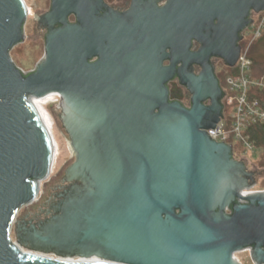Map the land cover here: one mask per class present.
Returning <instances> with one entry per match:
<instances>
[{"label": "water", "instance_id": "95a60500", "mask_svg": "<svg viewBox=\"0 0 264 264\" xmlns=\"http://www.w3.org/2000/svg\"><path fill=\"white\" fill-rule=\"evenodd\" d=\"M24 1L0 0V264H63L23 249L99 264H242L235 254L247 248L264 264V191L241 195L259 172L206 131L224 116L208 60L236 65L238 32L264 0H166L131 24L100 16L94 0H51L39 17L45 54L28 73L10 53L26 37ZM193 39L206 46L193 53ZM190 63L205 72L194 76ZM175 73L189 106L170 99ZM52 93L76 159L60 200L33 225L18 214L36 202L54 149L31 98Z\"/></svg>", "mask_w": 264, "mask_h": 264}, {"label": "rangeland", "instance_id": "374dc122", "mask_svg": "<svg viewBox=\"0 0 264 264\" xmlns=\"http://www.w3.org/2000/svg\"><path fill=\"white\" fill-rule=\"evenodd\" d=\"M28 4L32 8L33 13L31 16L26 17L25 40L16 45L10 52L16 65L21 67L27 73L35 70L44 57L45 40L37 29L35 19L41 12H46L50 6L49 0H28ZM262 35L264 36V32ZM261 37L254 41L251 48L252 56L255 58L252 73L256 77L264 76V71L262 70L264 69V38L261 40ZM231 73V69L224 71V84L226 75ZM47 99L37 101L36 103L44 116L43 118H45V123L52 131L58 152L56 162L52 167V172L49 178L42 183L36 202L24 205L19 211L18 219H25V216L28 215L29 218L26 219L32 220L33 225H38L43 219L47 218L48 215H46L45 210L47 209V211H49L52 209V206L60 200L61 197H59V194L62 190H53L52 187L59 183L60 178L63 177L66 169L72 163L73 156L69 145V138L64 128H62L58 118L59 97L52 96L50 100ZM257 148L258 149H256L254 157L251 158V163H249L248 166L251 167L252 170L259 172V175L256 177L257 183L255 189L264 190V148L261 146ZM41 203H45V206L41 207ZM12 237L16 240L14 230L12 232ZM235 255L243 264H254L249 250L239 251Z\"/></svg>", "mask_w": 264, "mask_h": 264}, {"label": "built area", "instance_id": "2783aa9c", "mask_svg": "<svg viewBox=\"0 0 264 264\" xmlns=\"http://www.w3.org/2000/svg\"><path fill=\"white\" fill-rule=\"evenodd\" d=\"M160 2L164 4L166 0H160ZM24 3L27 12L30 11L26 0ZM263 32L264 11H261L256 22L245 35L237 63L231 67L232 73L225 77L223 119L214 128L206 129L210 138L216 142L231 145L234 156L239 160L244 159L248 163H251V158L254 157L255 151L259 147L256 133L264 128V104L258 96L264 93V76L256 77L253 75V61L250 57V50L254 41L258 40ZM19 68L27 73L21 67ZM31 101H35L34 97L31 98ZM257 191L264 190H257L254 187L243 189L241 195L245 197ZM240 201L241 203L247 202L242 199ZM245 250H250V248Z\"/></svg>", "mask_w": 264, "mask_h": 264}, {"label": "flooded vegetation", "instance_id": "af4514ba", "mask_svg": "<svg viewBox=\"0 0 264 264\" xmlns=\"http://www.w3.org/2000/svg\"><path fill=\"white\" fill-rule=\"evenodd\" d=\"M94 1H95V4L98 5V10H99L100 16H105V17H109V18H113L114 16H118V17L123 18L124 20H126L130 24L133 23L135 20H138V19L147 20V18H149L148 16H150V14L157 12V6L162 5L160 0H94ZM50 8H51V0H50V6H49L48 10H50ZM44 14H45V12H41L36 17L35 20L37 23V29H38V31H40V35L43 36L45 39V36H46L47 32L49 31V26L45 25V23H41L40 19H39V17H41ZM258 14L259 13L255 12L254 10H251V14L249 17L250 24L248 26H246L243 30L238 32L239 41L237 44L239 45L240 48L242 47V45L244 43L246 33L249 31L250 27L254 24V22H256V20L258 18ZM68 20H69V22H73V23L78 22L77 16L73 15V14L69 15ZM217 23H218V21L215 20L214 24L216 25ZM54 26L57 28L60 25L55 24ZM204 32L207 35H209L212 39L215 38V30L214 29L210 28ZM263 38H264V36L262 35L261 40ZM205 46H206V44L203 41L193 39L192 45H191V51H193V53L201 51ZM208 61L213 68L214 79H216L218 86L224 92L218 98V101H220V103H223V105H224L225 90H224L223 74H224L225 70L227 71L228 69H231V67L228 66L221 57L216 56V55H212ZM164 64H169V61H165ZM181 65H182V63H179L177 65V68H180ZM205 70H206L205 66L202 64H199V63H190L188 68H187V71L192 73L194 76H200L202 73L205 72ZM167 82H168L167 86L169 88L170 99L171 100H180L186 106H189L191 104V101H192V93L186 85L181 83L178 73H175L173 78H171ZM59 101H60V103L58 106L59 107V113H58L59 117L58 118H59V121L61 123V120H60L61 107L60 106H61L62 98L60 96H59ZM211 101L212 100L209 97L205 100L204 103L207 106H211L212 105ZM224 111H225V106H224L223 113H224ZM61 125H62V123H61ZM67 136H68V134H67ZM232 156L234 159L239 160V158H236L234 156V153H232ZM75 159H76V156L73 154L72 162L75 161ZM240 161H243L246 164V167L248 170H252L251 167L248 166L249 163L246 160L240 159L239 162ZM68 185H69V183L65 182L63 180V177H61L59 180V183H57V185H54L52 187V189L53 190H63L66 186L68 187ZM42 206H45V203H41V207ZM249 252L251 255V250H249ZM252 261H253V259H252ZM253 263H254V261H253Z\"/></svg>", "mask_w": 264, "mask_h": 264}, {"label": "bare ground", "instance_id": "6f19581e", "mask_svg": "<svg viewBox=\"0 0 264 264\" xmlns=\"http://www.w3.org/2000/svg\"><path fill=\"white\" fill-rule=\"evenodd\" d=\"M28 0H26V3L28 5V7L30 8V11L27 12V15L28 16H31L33 11L31 9V7L29 6ZM52 96H60L58 93H52V94H48L46 96H44L43 98L42 97H39V98H34L35 101L31 102L34 106H36L39 114H40V118L41 120L43 121V124L47 125L45 122V118H43V114L41 113L40 109H39V106L37 105V101H43V99H47V98H51ZM50 133H51V136H52V141H53V165L55 164L56 162V159H57V152H58V149H57V145L55 143V139L53 137V134H52V131L50 130L49 126L47 125ZM55 146H56V149H55ZM53 167V166H52ZM53 169V168H52ZM23 251L27 254H30L32 256H36V257H42V258H47V259H57L56 261L60 262V263H63V264H99V263H107L106 260L104 259H101L99 257H96V256H91V257H78V258H63V257H57V256H53V255H48V254H44V253H40V252H35V251H30V250H27V249H23ZM53 257V258H51Z\"/></svg>", "mask_w": 264, "mask_h": 264}, {"label": "trees", "instance_id": "16d2710c", "mask_svg": "<svg viewBox=\"0 0 264 264\" xmlns=\"http://www.w3.org/2000/svg\"><path fill=\"white\" fill-rule=\"evenodd\" d=\"M252 50V49H251ZM251 50H250V57H251V59H252V61H253V68H254V63H255V61H254V57L252 56V53H251ZM261 69H262V66H261ZM263 71H264V69H262ZM262 75V74H261ZM259 96V98L262 100V102H263V104H264V93H261V94H259L258 95ZM257 134V138H258V144H259V146H261L262 148H264V128L263 129H261L258 133H256Z\"/></svg>", "mask_w": 264, "mask_h": 264}]
</instances>
